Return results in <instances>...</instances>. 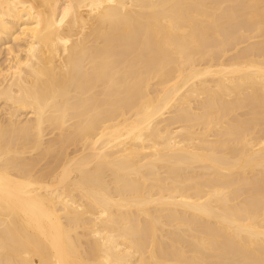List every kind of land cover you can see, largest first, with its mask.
<instances>
[{"label": "bare ground", "instance_id": "6f19581e", "mask_svg": "<svg viewBox=\"0 0 264 264\" xmlns=\"http://www.w3.org/2000/svg\"><path fill=\"white\" fill-rule=\"evenodd\" d=\"M0 264H264V0H0Z\"/></svg>", "mask_w": 264, "mask_h": 264}, {"label": "rangeland", "instance_id": "374dc122", "mask_svg": "<svg viewBox=\"0 0 264 264\" xmlns=\"http://www.w3.org/2000/svg\"><path fill=\"white\" fill-rule=\"evenodd\" d=\"M3 56H4V54H2V56L0 55V63H1V61L4 60V59L2 58ZM1 58H2L3 60H2Z\"/></svg>", "mask_w": 264, "mask_h": 264}]
</instances>
